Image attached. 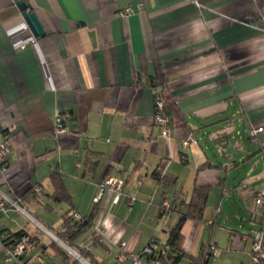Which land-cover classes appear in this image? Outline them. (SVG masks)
<instances>
[{
	"label": "crops",
	"instance_id": "0c3cea01",
	"mask_svg": "<svg viewBox=\"0 0 264 264\" xmlns=\"http://www.w3.org/2000/svg\"><path fill=\"white\" fill-rule=\"evenodd\" d=\"M198 1L201 8L145 0L140 10L137 0H0V144L10 141L0 192L37 213L59 204L64 214L98 210L96 223L109 239L79 245L115 252L113 264H131L152 241L161 251L195 185L212 192L203 221L183 226L182 264L202 250L211 264L219 231L226 263L254 264V197L264 187V0ZM19 2L36 13L44 36L33 35ZM159 94L171 118L167 138L154 118ZM57 115L68 133L55 135ZM232 120L262 128L257 143L247 140L254 152L229 129ZM207 160L226 168H205ZM53 172L72 206L53 199ZM109 175L124 180L117 205L108 193L95 201ZM166 200L177 211L165 213ZM25 215L0 210V234L37 236ZM47 219L49 227L58 224Z\"/></svg>",
	"mask_w": 264,
	"mask_h": 264
},
{
	"label": "built area",
	"instance_id": "2783aa9c",
	"mask_svg": "<svg viewBox=\"0 0 264 264\" xmlns=\"http://www.w3.org/2000/svg\"><path fill=\"white\" fill-rule=\"evenodd\" d=\"M184 1L191 2L195 4L198 8L202 7V5L200 4L198 0H184ZM144 2L145 0H137V5L140 10L144 8ZM130 12H132V9L128 8L126 12L123 13V15H125L126 13L128 14ZM154 118H155L156 125L159 126L160 128L161 136L166 137V138L169 137L170 131H171V127H170L171 118L168 115L166 98L160 94L157 95L155 98ZM68 132H69V129L63 123L62 116L57 115L55 118V135L65 134ZM261 132H262V128H252L248 132L252 142L254 143L258 142V135ZM190 140L195 141L194 138H190ZM9 150H10V141L9 139H6L2 144H0V168L2 172H5L7 168L6 158L9 154ZM99 187H100V194L95 199V201L98 202L104 193H108L113 198V205H117L124 193V180L118 176L109 175L102 179V181L99 184ZM42 192L43 191L41 187L34 188L35 195L39 196L42 194ZM135 202H136V198L133 196H130L128 199V205L132 206L134 205ZM20 203H21L20 199L10 198L7 195L0 192V210L1 211L5 212L10 208L19 209L23 213H25L29 218L34 219L32 216L28 214V212L24 208H22ZM162 210L167 214L174 213L176 211V205L173 202L166 200L162 204ZM72 217L75 221H78V222L81 221L82 219V216L77 213H74ZM253 219L257 221L259 228L253 232L251 256H252L254 264H264V187L261 188L254 197ZM35 222L41 228H43L51 237L55 235L52 232H50L48 229H46V227L43 226V224H41L40 222L36 220ZM5 239H6L5 235L0 234V255H2L4 263L13 264V263L21 261L22 257L27 252L26 244L24 242H21L15 245L8 246L5 243ZM105 239H109L107 229L103 228L101 225H96L94 234L91 236V240L94 243H98V242L102 243ZM120 246L122 249H124L126 248L127 243L122 242ZM64 247L66 249L68 248V250L71 252L73 251L74 253L72 252V254L75 255L76 258L82 264H91L87 260H85L77 251L72 250L67 245H64ZM82 247L86 248L87 250L89 249L86 245ZM168 250H169V247L165 246L160 252L162 254H165ZM154 253H155L154 246L149 245L142 252L137 253V254H132L129 258H130L131 264H160L157 261L151 260V257L154 255Z\"/></svg>",
	"mask_w": 264,
	"mask_h": 264
},
{
	"label": "trees",
	"instance_id": "16d2710c",
	"mask_svg": "<svg viewBox=\"0 0 264 264\" xmlns=\"http://www.w3.org/2000/svg\"><path fill=\"white\" fill-rule=\"evenodd\" d=\"M221 139L222 137L219 138V141L222 143ZM246 139L248 141L251 140L249 138ZM225 147H227V145H225ZM231 163H233V161ZM203 167L223 170L226 168L223 163L214 164L209 160L206 161ZM51 180L54 188L52 194L53 199L58 203H66L72 206V198L67 192L62 176L58 172H53L51 174ZM211 192L212 186L195 185L189 202L185 204V206L187 207L186 212L180 215L176 226L170 231L169 238L166 243V246L169 247V250L165 254H162L160 251L155 252L151 257V260L157 261L160 264H182L184 258L186 257V254L184 253L182 247L184 239V236L182 234L183 226L187 221L190 220L196 222L203 221L204 213ZM74 213L75 212H73L71 209L63 215L61 231L57 232L55 235L68 246L77 247L79 253L83 258L93 257V254L90 250L83 248L77 243L78 240H80V238H82L85 234L95 229L97 225L96 217L98 215V210L93 211L88 216H82V219L79 222L73 219L72 216ZM47 229L52 232L49 228ZM2 234L5 235V243L8 246L24 242L27 246V251H29L30 249L38 248L40 250H43L42 253L44 254L47 252V249L49 247L48 245L43 243L38 236L29 234L24 230L17 233L3 232ZM153 243L154 241H152L150 245L153 246ZM57 246L58 244L55 241L50 244V247L55 250L59 247ZM59 252L63 253V255L66 254V252H64L63 250L61 251L60 249ZM24 256L22 257V260ZM207 259L208 254H206V250H202L200 255H198L197 257H191L190 261L191 264H206ZM93 261L95 260L93 259ZM72 264H79V262L74 260Z\"/></svg>",
	"mask_w": 264,
	"mask_h": 264
},
{
	"label": "rangeland",
	"instance_id": "374dc122",
	"mask_svg": "<svg viewBox=\"0 0 264 264\" xmlns=\"http://www.w3.org/2000/svg\"><path fill=\"white\" fill-rule=\"evenodd\" d=\"M233 112V110H232ZM231 112V113H232ZM229 117V116H226ZM204 124L209 123V122H203ZM230 127L229 129L236 134L238 131L241 132V134L243 135V140L242 142L244 143V145L246 146V152H254V150L256 149L255 146H252L248 141H247V135L249 132V128L242 126V123L239 122V120L235 121L232 120L231 124L228 126ZM216 125L214 126H210V128L208 129H215ZM203 133V134H202ZM205 136H208L207 130H203V132L198 134V137L200 139H204ZM211 153V152H210ZM227 204V203H226ZM26 211L28 212V214L30 216H32L34 219L29 218L28 216L25 215V222L26 225L25 227H27L28 231L30 232H34V234H36L43 243H45L46 245H48V249H47V254H43L41 251L39 250H35V249H30L29 251L26 252L23 260L13 263V264H72L74 260L78 261L79 264H82L75 255L72 254L71 251L68 250V248L66 249L64 246H62L61 244H59L58 242H56L58 244V248L64 252H66V254L63 255V253L59 252V249L56 248L53 249L52 247H50V244L54 241V239L43 229L41 228L36 222H40L43 224V226H46V229L49 228L53 234H56L57 231L61 228V225L59 226L60 223V219L61 216L64 214V212L66 211V205L63 204H59L57 207H55L53 212H49L47 209L45 208H41L39 209V212H35L34 209H29L26 208ZM43 215V216H42ZM45 217V218H44ZM47 219V221H51L53 223H58V224H53L50 227L48 225H45V219ZM44 221V222H43ZM250 224V223H247ZM255 225V224H254ZM253 227V226H252ZM259 226L256 227V229H258ZM135 229H140L142 230V228H135ZM162 234V232H161ZM56 236V235H55ZM217 241L220 244V248L215 249L214 252V257L211 259V264H231V263H226V259H225V239H226V233L225 232H217L215 234ZM57 237V236H56ZM58 238V237H57ZM87 238V239H86ZM91 238V234L90 232H88L87 234H85L82 238H80V240H78L79 244L80 242L86 243L89 247H91L93 245V242H91L89 239ZM59 239V238H58ZM64 245H67L64 243ZM68 246V245H67ZM70 247V246H68ZM62 248V249H61ZM72 250H75L79 253L77 247H70ZM38 249V248H37ZM93 257H86L84 258L85 260H87L89 263L91 264H98L97 261H100V264H113L114 261V257H115V252L113 253H108L106 250H104L103 248H94L93 249ZM74 253V252H73ZM80 254V253H79ZM81 255V254H80ZM82 256V255H81ZM93 259L95 261H93ZM253 260V259H252ZM102 262V263H101ZM254 263V262H253ZM0 264H5L3 257H0ZM183 264H188L187 261L185 260ZM233 264V263H232Z\"/></svg>",
	"mask_w": 264,
	"mask_h": 264
},
{
	"label": "water",
	"instance_id": "95a60500",
	"mask_svg": "<svg viewBox=\"0 0 264 264\" xmlns=\"http://www.w3.org/2000/svg\"><path fill=\"white\" fill-rule=\"evenodd\" d=\"M18 7L23 12V16H24L27 24L29 25L33 35L35 37L44 36L45 35L44 29H43V27H42V25L38 19V16L36 15V13L29 10L26 2H19ZM52 237L56 242H58L59 244L64 246L63 243L55 235H53Z\"/></svg>",
	"mask_w": 264,
	"mask_h": 264
}]
</instances>
